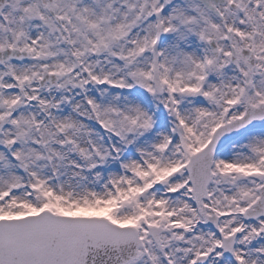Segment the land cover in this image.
<instances>
[{
	"label": "snow or ice",
	"instance_id": "1",
	"mask_svg": "<svg viewBox=\"0 0 264 264\" xmlns=\"http://www.w3.org/2000/svg\"><path fill=\"white\" fill-rule=\"evenodd\" d=\"M0 264H264V0H0Z\"/></svg>",
	"mask_w": 264,
	"mask_h": 264
}]
</instances>
